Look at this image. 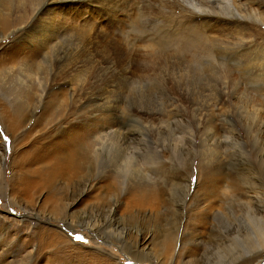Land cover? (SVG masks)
Returning <instances> with one entry per match:
<instances>
[{
  "label": "rangeland",
  "instance_id": "rangeland-1",
  "mask_svg": "<svg viewBox=\"0 0 264 264\" xmlns=\"http://www.w3.org/2000/svg\"><path fill=\"white\" fill-rule=\"evenodd\" d=\"M145 2L139 19L111 0H0V264H264V21L245 19V45L183 50L188 33L171 29L175 43L157 46L171 26ZM56 14L64 29L42 46L37 17L50 27ZM88 31L103 45L96 34L114 31L124 54L89 72ZM77 50L81 79L49 81L41 97L21 79L26 59L4 62L43 57L51 78ZM72 145L77 166L52 190L18 179Z\"/></svg>",
  "mask_w": 264,
  "mask_h": 264
},
{
  "label": "bare ground",
  "instance_id": "bare-ground-1",
  "mask_svg": "<svg viewBox=\"0 0 264 264\" xmlns=\"http://www.w3.org/2000/svg\"><path fill=\"white\" fill-rule=\"evenodd\" d=\"M145 1L146 0H111V3L112 2H114V3L121 2V6H122V9H124V12H125V9L128 11L134 10V12L138 16V18L141 19V18H144L148 15L147 14L146 16H144V14H146V13H144L145 10L143 11L144 5L142 3H144ZM252 1L250 0L246 4V3H244L245 1H243V0H147V2H148L147 4H149V2H150V4L153 6H155V4H157L158 7L160 5V6H162V8H164V11L162 10L164 12L162 19L159 20L158 19L159 17L156 18V16H159V15H157L156 12L153 11L154 12L153 14H156V16L155 15L153 17L151 16V18H149L148 20L149 21L153 20V21H157V22L158 21H160V22L166 21L167 23H169L168 25L171 26V28L168 26L167 29L163 30V33L161 35H162V38H164V39H162L158 42L155 41V44L157 46L162 45V43L168 44L169 42H167L166 38L168 37L169 31L172 29L174 31L175 35H178L180 33L183 34L182 32H185V31L188 33V35L184 36V37H183L184 34L182 36L178 35L181 38L176 39V42L178 44L176 46H181V47L183 46V50L187 49L188 43L191 42L192 40H195L197 43H200V44L203 43L204 45L209 44L208 46H206V48H209L211 46V44L214 47L218 43L219 44L225 43V45H226V44H230L231 42H234V41H236V42L238 41L239 43H242L241 45H245L246 44L245 42H247V40H248L247 23H245L246 22L245 19L250 16V17H253L255 19L260 20V22L264 21V10H261L260 8L259 9L255 8ZM18 2H21V0H18ZM33 2H35V1H33ZM158 3H159V5H158ZM23 4H24V0H23ZM256 4L257 3L255 2V5ZM155 7H154V9H156ZM146 8L148 9V5ZM148 10H149V12H152V11H150V7ZM151 10H152V8H151ZM157 10L161 11L160 9H157ZM145 12H147V11H145ZM126 13H125V15H126ZM158 14H160V13H158ZM25 18H23V19H25ZM37 19H38V21L36 24H34V28H36L39 31V37H40L41 45L46 46V44H47L46 39H48L49 37H51V39L56 41L57 40V33H58V31H56V29L61 30V29H64V26H65V24L58 19L57 14L51 18V22H53V23L50 24V27H49L48 23H46V18H45V23L42 24L43 16L38 15ZM177 19H179V21H180L179 24H175ZM73 22L75 23L76 20H74ZM46 24L48 25V27H46L47 26ZM10 25H11V23L9 22L8 18L2 19L1 30L2 31L7 30L10 27ZM73 25H72V27H73ZM52 28L54 30H52ZM95 29H97V28H95ZM191 29L193 32L191 31ZM87 33L88 34L93 33L92 41L95 40V42L88 48V46L91 43H87V40H90L91 38L86 39V44L84 46L85 51H88L87 54L91 55L90 53H92V51L94 52L89 63L87 65H85L87 67L86 69H88V71H89L90 66L93 67V66H95V64L104 61L107 57H109L110 53L116 55V58H118V57L120 58L124 54V50L120 46L121 40L119 41V38H118L120 36L116 35V33L114 31H112V32L110 31L107 34L102 33L103 35L96 34L97 36H101L103 38L104 45H103V42L101 40L95 39V36H94L95 32L88 31ZM126 33H127V31H126ZM115 35L118 37H116ZM171 36H169L168 38L173 43H175V40H173L171 38ZM124 38L121 37V39H124ZM101 42H102V50L99 51L96 49L97 47L95 46V44H98ZM194 42H193V44H194ZM135 43L137 44V42H135ZM143 45H145V44H143ZM232 45H234V44H232ZM13 46H14V44L11 45L10 47H13ZM150 46L153 47V45H150ZM226 46H228V45H226ZM181 47H180V49H182ZM213 47H211V48H213ZM215 47H217V46H215ZM171 48H173V47H171ZM221 48H223V46ZM95 50H96V53H95ZM136 50H137V52H136ZM141 50L138 47V45H136V49H135L136 54L141 52ZM153 50L154 49H151L152 52H154ZM206 50H208V49H206ZM143 51L144 50H142V52ZM188 51L191 52L190 50H188ZM193 51H194V49H193ZM34 52H35V49L29 53H34ZM128 52H129V54H131V51H128ZM215 52H217V51H215ZM19 53L20 54L17 55V57H14V59H9V60L4 61V62L14 63V64L16 63L18 65V64H21L22 62H24V60L26 59L25 61H27V62L23 63L21 68L19 67L21 70L20 71L21 76H22L21 79L26 81V82L27 81H30L31 83L36 82L39 85L38 88L40 90V93H39L40 97L43 95V90H42L44 88L43 86L47 85L49 81L51 83L52 81H56L59 79L60 80H62V79L63 80L81 79L80 73H82V72H77V70H79V67L81 66L79 63V60H80L79 57L82 56V55L80 56L81 53L79 52V50H77L76 54L70 53L69 56H67L66 59L68 60L69 65L66 64L65 62L63 63V61L59 65H57V68L59 70L54 71L52 74L53 77H51V78H47L46 75L44 74L43 63H44L45 58H43V57L40 59L39 58H31L28 55L26 58V56H24V54L21 55L20 51H19ZM83 53H84V55L86 54V52H83ZM107 53H109V54H107ZM132 53H134V52H132ZM220 53L222 55V52H220ZM200 54H198V52L193 53L194 56L200 55ZM218 54L219 53L217 52V56L219 57ZM106 55H108V56L105 57ZM114 55H113V57H115ZM131 55H134V54H131ZM141 55L143 56V54H141ZM19 56H22L23 58H19ZM83 56L81 57V59L83 58ZM206 56H207V54H206ZM137 57L139 58L140 55H138ZM137 57L135 56V58H137ZM84 58H85V56H84ZM103 58H105V59H103ZM210 58H213V56H211ZM27 59L32 60V61H28ZM121 59L123 60V58H121ZM132 59H133V57H132ZM140 59H141V57H140ZM140 59H137V61H140ZM109 60H110V58H109ZM114 60H115V58H114ZM128 60H129V58H128ZM131 66H132V63H131ZM134 66H136V65H134ZM88 71H85L84 72L85 74H82V75H85L84 76L85 80H86V78H89L91 76V74H89L90 76L87 77ZM72 72H75V73L72 74ZM91 78H93V77L91 76L89 79H91ZM21 123H22L21 120L15 118V117L9 121V125L13 126V128L19 126ZM96 147H97V145H96ZM66 150H58L56 155H54L56 157V159L51 160L50 162H47L49 164L47 167H44V168L42 167L41 169H39L37 171L21 172L20 178H18V179L26 180L27 181V183L25 182L26 187L36 185V184H40L39 187L41 186L43 188H50L52 190V183H53L52 181H54L57 174H61L62 172H64V173L71 172L72 170L68 169L67 166H70L72 168H76V166H77V163L75 162V158L73 156L78 151V147L76 145H72V147L68 151H66ZM27 166H28V161H26L22 164V167H24V168H26ZM30 166H31V163H30ZM130 194H132V193H130ZM135 195L136 196L132 195L134 198L135 205L136 204H143L147 194L145 192H141L140 194L137 195V193H136ZM47 202H49V200ZM47 202H45V203H47ZM256 252L257 251L254 250V252L252 254H255Z\"/></svg>",
  "mask_w": 264,
  "mask_h": 264
},
{
  "label": "snow or ice",
  "instance_id": "snow-or-ice-1",
  "mask_svg": "<svg viewBox=\"0 0 264 264\" xmlns=\"http://www.w3.org/2000/svg\"><path fill=\"white\" fill-rule=\"evenodd\" d=\"M5 139H7V138L5 137ZM193 179L195 180V177H193ZM75 238H76V240H81L82 239V237H80V236H76Z\"/></svg>",
  "mask_w": 264,
  "mask_h": 264
}]
</instances>
